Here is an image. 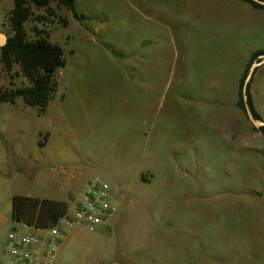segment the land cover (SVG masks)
I'll return each mask as SVG.
<instances>
[{"label": "rangeland", "instance_id": "obj_1", "mask_svg": "<svg viewBox=\"0 0 264 264\" xmlns=\"http://www.w3.org/2000/svg\"><path fill=\"white\" fill-rule=\"evenodd\" d=\"M0 3V31L9 37L14 0ZM241 5L238 0H75L79 18L56 3L50 4L55 15L31 5L35 15L45 19L25 25L28 38H35V26L47 32L50 42L62 48L65 66L57 73V88L43 114L22 99L8 110L15 127L4 142L11 156L0 166V176L4 169L10 193L59 200L58 188L43 181L55 178L52 169L60 164L70 167L69 176L83 168L89 172L88 181L107 182L115 193L131 187L138 207L146 205L144 196L149 195L156 219L163 207H186L180 209L183 234L174 249L182 250L176 257H147L139 211L129 216L127 231L123 228L107 240L114 249L122 248L132 262L245 264L243 239L237 230L236 235L226 236L231 233L226 229L243 222L245 194L264 189L259 177L264 167L255 164L254 151L240 148L238 142L227 146L223 134H191L182 118L167 113L179 97L207 96L209 88L202 85L203 79L210 77V71L220 72L224 52L233 45L241 52L243 43L264 47V24L252 29L256 23ZM142 78L154 80L155 85L137 82ZM26 85L18 65L7 71L0 62V88ZM148 88L154 126L149 123L139 128L137 138L143 148L135 150L131 97L145 101L142 91ZM180 89L186 95H179ZM181 126L187 133H180ZM40 142L46 147L41 149ZM231 151L235 164L230 160L225 165ZM194 159L202 163L190 166ZM190 167L198 173L187 175ZM146 178L150 181L141 183ZM61 184L58 178L56 185ZM187 190L189 196L174 198ZM140 191L142 197L137 195ZM7 192L0 190V203L7 200ZM194 205L197 209H190ZM13 229L24 232L13 224L0 228V249L8 244ZM92 233L89 229L77 241L71 240L61 264H91V257L99 252L89 243L97 238ZM167 241H154L156 254L176 253L166 246ZM184 250L196 257L184 256Z\"/></svg>", "mask_w": 264, "mask_h": 264}, {"label": "crops", "instance_id": "obj_2", "mask_svg": "<svg viewBox=\"0 0 264 264\" xmlns=\"http://www.w3.org/2000/svg\"><path fill=\"white\" fill-rule=\"evenodd\" d=\"M241 6H243L246 11L251 13L256 24L252 25L251 28L258 30L259 24H264V11H259L252 8L247 3H244L238 0ZM1 4V3H0ZM3 9L5 7L2 5ZM7 11V10H5ZM11 11V10H10ZM27 24V23H26ZM245 48L243 51L236 49V46L233 45L230 50L224 52L225 55V64L219 68V73L215 74L213 71H210V77L200 80L202 85L209 88V93L207 96H192L187 98L179 97L178 100L172 101L169 110L168 116L171 114L177 116L178 118L183 119L184 128L187 132L191 134H198L203 132H212L223 134V140L226 145H235V142L240 144V148L248 149L254 151L256 158L255 164L259 167H264V134L258 130L257 127L253 125L248 115L238 107L239 100V88L240 81L243 77V74L250 62L251 56L254 52L259 50H264V47L257 45H247L242 44ZM223 63V62H222ZM256 64L255 62L252 66ZM252 66L250 70L252 69ZM258 75V78H257ZM250 83V93L252 95L253 104L256 112L261 118V122L264 123V62L259 64L253 71L251 76ZM143 82L144 86L155 85V81L151 79H140L137 82ZM258 82V83H257ZM180 86H185V84H179ZM142 92L145 93L147 99L141 101L135 98L133 95V116L132 120L134 121L133 133L136 136L134 138V145L132 149L139 150L143 147L140 144L139 128L143 124H149L150 121L155 120L153 115L151 102L149 101V96L152 98L151 89H144ZM185 89H180L179 95L184 93L186 95ZM16 103V102H15ZM15 104L9 103H0V166L6 165L9 161L11 154L8 153V149L5 146V141L9 140V135L12 132L15 125H12L11 113L8 110H11V107ZM153 116V117H152ZM205 119V120H204ZM154 126V122L151 123ZM205 128V129H200ZM185 129H182L180 133H187ZM166 130H169L168 128ZM202 130V131H201ZM52 139V137H51ZM192 142H196V139ZM41 149L46 147L45 143L40 142ZM54 147V146H53ZM226 159L225 165L234 163L235 154L234 151ZM229 155V154H228ZM258 157V159H257ZM202 158V157H201ZM202 161H199L201 164ZM197 159H194L190 166L199 165ZM187 165V164H185ZM261 172L259 177H262L264 181V170L260 168ZM52 172L56 174V177H48L43 181L44 185L55 186L58 188L59 200L49 199V198H40L34 195H12L9 191L10 182L5 178L7 172H4V169L1 171L2 176H0V190L7 192V200L4 203H0V228L7 227L9 225L15 226V223L12 220V201L15 196H26L35 199H48L53 201L64 202L68 205V208L72 204L74 198L79 195L83 189L84 184L89 179V172L86 169L80 168L78 173H73L69 176L70 167L60 164L57 168H53ZM198 170L194 167H190L186 174L189 176L196 175ZM60 179L62 184L56 185V180ZM141 183L147 184L150 180L145 179ZM90 181V180H89ZM129 191L120 192L119 194L115 193V202L119 208V212L106 224L97 227L96 229H91L92 234L96 235L97 238L94 240L90 239V245H94L99 248V252L95 254V257H91V264H136L132 262L127 253L123 251L122 248L114 249L113 246L109 243L111 235L118 233L125 229L126 221L129 216H132L133 213L139 211V218L142 219L143 223L139 226L146 231L147 239V257H176V254H180L182 249L178 251L174 248L180 246L182 234L181 233V222L179 223L180 218L183 213L182 210H185V206H169V209L162 208V213L158 212V219L155 217V211L151 206V197L145 195L147 198L146 205L144 207H138L136 197ZM190 190L178 192L175 194L174 198H183L189 196L188 193ZM141 191L138 192V197L141 196ZM246 199L244 203V217L243 222L239 225H229L227 231L230 230L231 233L227 232L226 236L236 235L235 231L237 230L238 237L243 239L244 242V263L245 264H264V189H252L245 194ZM191 197V196H190ZM192 197H196L193 195ZM117 198V201H116ZM150 206V207H149ZM150 208L152 210H150ZM142 209H145L144 212ZM181 209V211H180ZM190 209H197L196 206L190 207ZM150 210V211H149ZM143 213H146V216H143ZM142 215V216H140ZM99 228V229H98ZM12 231V230H11ZM36 233V231H32ZM89 229L85 227H78L71 232H67V235L63 240L60 241L59 253L56 257L55 264H61L63 257L61 255L68 246V243L71 240L77 241L79 237L84 234H88ZM10 233V232H9ZM8 233V235H9ZM162 238L163 240H168L166 246L170 249H174L176 253H164L162 256L156 254L154 248V241ZM8 239V237H7ZM208 249V248H207ZM5 247L0 249V260L4 258ZM157 251V250H156ZM106 255V256H104ZM184 256L186 257H196L191 251L184 250ZM180 257V256H178ZM203 257V256H199Z\"/></svg>", "mask_w": 264, "mask_h": 264}, {"label": "trees", "instance_id": "obj_3", "mask_svg": "<svg viewBox=\"0 0 264 264\" xmlns=\"http://www.w3.org/2000/svg\"><path fill=\"white\" fill-rule=\"evenodd\" d=\"M14 0V8L10 12L9 27L11 36L7 45L0 49V62L10 71L18 65L26 86L11 89L0 88V103L15 104L22 99L25 105L37 108L43 114L48 106L50 94L57 88V73L65 66L62 48L50 42L49 34L44 30L33 28L35 38L29 39L25 29L30 21L41 22L44 17L36 16L31 5L37 9H44L48 14L55 15L50 8L51 3L71 11L75 18H79L75 10V0ZM252 8L264 11V6L252 0H240ZM1 2V0H0ZM67 26V21H63ZM264 59V50L252 54L250 62L240 81L238 107L247 115L243 97V87L252 64ZM250 83L247 88L248 103L256 120L261 121L253 104L250 93ZM264 134V126L255 129ZM12 220L15 224H26L36 229H48L55 226L68 211L64 202L48 199H35L26 196H15L12 201Z\"/></svg>", "mask_w": 264, "mask_h": 264}, {"label": "built area", "instance_id": "obj_4", "mask_svg": "<svg viewBox=\"0 0 264 264\" xmlns=\"http://www.w3.org/2000/svg\"><path fill=\"white\" fill-rule=\"evenodd\" d=\"M118 212L111 185L100 179L87 181L55 226L36 229L26 224H15L24 232L13 229L9 233L0 264H55L59 243L67 232L78 227L96 229L109 222Z\"/></svg>", "mask_w": 264, "mask_h": 264}, {"label": "water", "instance_id": "obj_5", "mask_svg": "<svg viewBox=\"0 0 264 264\" xmlns=\"http://www.w3.org/2000/svg\"><path fill=\"white\" fill-rule=\"evenodd\" d=\"M252 1H255L256 3L264 6V0H252ZM7 42H8V36L5 33H2L0 31V49L3 48L4 46H6ZM262 62H264V59L261 62H258L252 66V69L250 70V72H249V74L245 80L244 87H243V97H244V102H245V107H246V113H247L249 119L251 120V122L253 123V125L257 128L264 126V123L259 121V120H256L254 118V115H253L251 108L249 106V103H248L247 88H248V84L250 82V79H251V76H252L254 69L259 64H261Z\"/></svg>", "mask_w": 264, "mask_h": 264}]
</instances>
